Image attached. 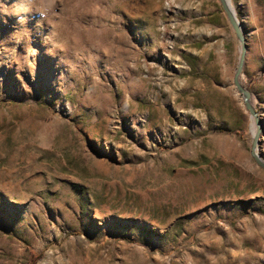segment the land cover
<instances>
[{
	"label": "rangeland",
	"instance_id": "rangeland-1",
	"mask_svg": "<svg viewBox=\"0 0 264 264\" xmlns=\"http://www.w3.org/2000/svg\"><path fill=\"white\" fill-rule=\"evenodd\" d=\"M232 6L255 151L221 0H0V264H264V0Z\"/></svg>",
	"mask_w": 264,
	"mask_h": 264
},
{
	"label": "water",
	"instance_id": "water-1",
	"mask_svg": "<svg viewBox=\"0 0 264 264\" xmlns=\"http://www.w3.org/2000/svg\"><path fill=\"white\" fill-rule=\"evenodd\" d=\"M221 1H222L223 6H224V9H225V11H226V13L228 15L230 23H231L232 27L234 28L238 39L241 42V47H242V49H241V57H240V62H239V66H238L237 72H236L235 77H234V84H235L238 92L243 96L244 102H245V105H246L247 109L249 110V112L251 113V115L253 116V118L256 121L257 130H256V134H255V137H254V151H255V148L257 147V141H258V139L260 137V134L262 132V128H261V125H260V122H259L258 113L252 107L251 102H250L251 94H250L249 91L244 89L242 87L241 83H240V76L242 74V70H243V67H244L246 54H247L245 37H244V33H243V30H242V27H241L240 22L238 21V19L236 17L235 12L228 6V4L226 3L225 0H221ZM254 151H253V156H254L257 164L264 169V161L260 157H258L255 154Z\"/></svg>",
	"mask_w": 264,
	"mask_h": 264
},
{
	"label": "bare ground",
	"instance_id": "bare-ground-1",
	"mask_svg": "<svg viewBox=\"0 0 264 264\" xmlns=\"http://www.w3.org/2000/svg\"><path fill=\"white\" fill-rule=\"evenodd\" d=\"M226 3L230 6V8H232L233 10V6H232V0H225ZM234 11V10H233ZM255 133V132H254ZM256 154V153H255ZM257 155V154H256ZM258 156V155H257ZM259 157V156H258Z\"/></svg>",
	"mask_w": 264,
	"mask_h": 264
}]
</instances>
